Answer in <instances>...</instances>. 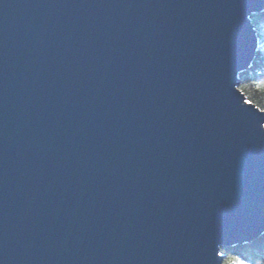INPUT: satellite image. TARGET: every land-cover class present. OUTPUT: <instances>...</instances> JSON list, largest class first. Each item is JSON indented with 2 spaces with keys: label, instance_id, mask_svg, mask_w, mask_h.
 Returning a JSON list of instances; mask_svg holds the SVG:
<instances>
[{
  "label": "water",
  "instance_id": "water-1",
  "mask_svg": "<svg viewBox=\"0 0 264 264\" xmlns=\"http://www.w3.org/2000/svg\"><path fill=\"white\" fill-rule=\"evenodd\" d=\"M263 10L0 0V264H223L261 238L264 112L238 79Z\"/></svg>",
  "mask_w": 264,
  "mask_h": 264
},
{
  "label": "trees",
  "instance_id": "trees-1",
  "mask_svg": "<svg viewBox=\"0 0 264 264\" xmlns=\"http://www.w3.org/2000/svg\"><path fill=\"white\" fill-rule=\"evenodd\" d=\"M250 20L258 37V52L252 66L238 79V88L246 100L264 112V10L253 15ZM223 264L232 259H240L245 264H264V235L258 240L228 249H222Z\"/></svg>",
  "mask_w": 264,
  "mask_h": 264
},
{
  "label": "snow or ice",
  "instance_id": "snow-or-ice-1",
  "mask_svg": "<svg viewBox=\"0 0 264 264\" xmlns=\"http://www.w3.org/2000/svg\"><path fill=\"white\" fill-rule=\"evenodd\" d=\"M247 103V102H246ZM228 264H245V261L240 259H232L228 262Z\"/></svg>",
  "mask_w": 264,
  "mask_h": 264
}]
</instances>
